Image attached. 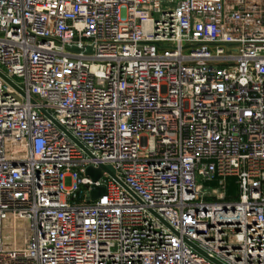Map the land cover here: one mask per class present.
Segmentation results:
<instances>
[{
  "label": "built area",
  "instance_id": "built-area-1",
  "mask_svg": "<svg viewBox=\"0 0 264 264\" xmlns=\"http://www.w3.org/2000/svg\"><path fill=\"white\" fill-rule=\"evenodd\" d=\"M0 75V264H264V0H0Z\"/></svg>",
  "mask_w": 264,
  "mask_h": 264
},
{
  "label": "water",
  "instance_id": "water-1",
  "mask_svg": "<svg viewBox=\"0 0 264 264\" xmlns=\"http://www.w3.org/2000/svg\"><path fill=\"white\" fill-rule=\"evenodd\" d=\"M6 82L10 83L11 82L9 80H7L5 77H3L2 75H0ZM106 169L104 167H100L98 169H93V168H87L85 173L86 175L90 176L93 180L98 179L102 173L105 171ZM105 189L104 187H96V186H92L91 187V191H90V200H95L96 198L100 197L102 194H104Z\"/></svg>",
  "mask_w": 264,
  "mask_h": 264
},
{
  "label": "rangeland",
  "instance_id": "rangeland-1",
  "mask_svg": "<svg viewBox=\"0 0 264 264\" xmlns=\"http://www.w3.org/2000/svg\"><path fill=\"white\" fill-rule=\"evenodd\" d=\"M227 183H228V194L231 196V197H233L232 198V200L233 199H235L236 198V191H237V189H236V186L234 185V183H233V181L232 180H228L227 181ZM206 186H214L215 185V183H207V184H205Z\"/></svg>",
  "mask_w": 264,
  "mask_h": 264
}]
</instances>
